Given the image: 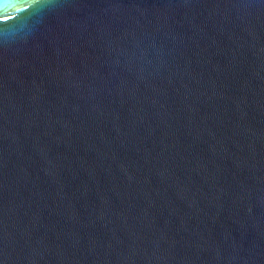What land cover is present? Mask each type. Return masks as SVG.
I'll list each match as a JSON object with an SVG mask.
<instances>
[{"label": "water", "instance_id": "1", "mask_svg": "<svg viewBox=\"0 0 264 264\" xmlns=\"http://www.w3.org/2000/svg\"><path fill=\"white\" fill-rule=\"evenodd\" d=\"M0 264H264V0H0Z\"/></svg>", "mask_w": 264, "mask_h": 264}]
</instances>
